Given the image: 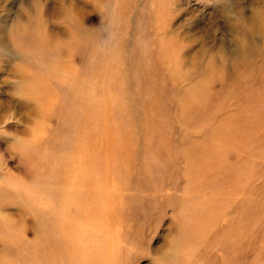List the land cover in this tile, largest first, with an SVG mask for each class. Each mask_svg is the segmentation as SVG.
Returning a JSON list of instances; mask_svg holds the SVG:
<instances>
[{"label":"rangeland","instance_id":"374dc122","mask_svg":"<svg viewBox=\"0 0 264 264\" xmlns=\"http://www.w3.org/2000/svg\"><path fill=\"white\" fill-rule=\"evenodd\" d=\"M11 109L0 264H264V0H0Z\"/></svg>","mask_w":264,"mask_h":264},{"label":"clouds","instance_id":"9594fccd","mask_svg":"<svg viewBox=\"0 0 264 264\" xmlns=\"http://www.w3.org/2000/svg\"><path fill=\"white\" fill-rule=\"evenodd\" d=\"M9 123L22 124L21 120L16 116L15 109L0 112V126L5 129Z\"/></svg>","mask_w":264,"mask_h":264},{"label":"bare ground","instance_id":"6f19581e","mask_svg":"<svg viewBox=\"0 0 264 264\" xmlns=\"http://www.w3.org/2000/svg\"><path fill=\"white\" fill-rule=\"evenodd\" d=\"M40 83V82H39ZM30 82H25V86H27V87H29V89H31V87H30ZM32 86V85H31ZM87 182V181H86ZM69 246V245H68ZM43 253H45V252H43Z\"/></svg>","mask_w":264,"mask_h":264}]
</instances>
